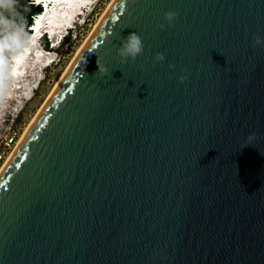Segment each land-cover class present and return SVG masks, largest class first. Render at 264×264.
Returning <instances> with one entry per match:
<instances>
[{"label":"water","instance_id":"1","mask_svg":"<svg viewBox=\"0 0 264 264\" xmlns=\"http://www.w3.org/2000/svg\"><path fill=\"white\" fill-rule=\"evenodd\" d=\"M257 36L264 0H116L0 176V264H264Z\"/></svg>","mask_w":264,"mask_h":264},{"label":"rangeland","instance_id":"2","mask_svg":"<svg viewBox=\"0 0 264 264\" xmlns=\"http://www.w3.org/2000/svg\"><path fill=\"white\" fill-rule=\"evenodd\" d=\"M26 1L27 0H19V3H25ZM96 1L97 3L94 4L91 12L89 13L88 10L85 15H83L80 24L75 25V31H70V34L65 35L63 41L58 47L60 49L62 48V50L59 53L56 52L57 48L51 51L53 54L52 56H56V63L48 65V69H46L42 73L40 78L37 81L31 82V85L34 84V87H29L27 85L26 91L28 92L27 95L23 97L24 104L20 105L16 102L10 108L7 106L10 104L7 103V107H2V111L0 112V151L4 149L3 145L6 137H8L9 139L13 138L15 140V143L10 148L5 150L4 162L14 151L26 128L36 116L37 112L41 109L46 99L56 86L57 82L64 74L65 70L71 63L74 56L77 54L78 50L81 48L82 44L86 41L89 34L93 31L99 18L112 0H95V2ZM11 2L12 0H5L3 6L8 5ZM77 27L79 28L77 29ZM5 31L6 30L0 25V33ZM42 44L47 46L44 40L42 41ZM31 67L35 66L31 65ZM41 67H43V65H41ZM34 71L36 72V69H34ZM22 86L26 85L22 84ZM17 90H20V88ZM14 95L15 94L11 93L8 94L6 97L10 99H8L7 101H12V99L16 97ZM20 96L22 98L23 94ZM25 97L28 99H26ZM17 104H19V108L16 107ZM6 112L8 113V115H6ZM4 162L0 164V168L3 166Z\"/></svg>","mask_w":264,"mask_h":264},{"label":"bare ground","instance_id":"3","mask_svg":"<svg viewBox=\"0 0 264 264\" xmlns=\"http://www.w3.org/2000/svg\"><path fill=\"white\" fill-rule=\"evenodd\" d=\"M115 1L116 0H112L109 3V5L105 9V11L101 15V17L99 18V20H98L96 26L94 27L93 31L89 34V36L87 37L86 41L82 44L81 48L78 50L77 54L74 56V58L72 59L71 63L69 64V66L65 70L64 74L62 75V77L60 78V80L57 82V84L54 87L53 91L50 93V95L46 99V101L43 104V106L41 107V109L37 112L36 116L33 118V120L30 122V124L26 128L24 134L22 135V137L18 141V143L16 145V148L9 155V157L4 162L3 166L0 168V176L2 175V173L5 170L6 166L8 165V163L10 162V160L13 157L14 153L18 149V147L21 144L22 140L26 136L27 132L29 131V129L31 128V126L33 125V123L35 122V120L37 119V117L39 116V114L41 113V111L43 110V108L45 107V105L47 104V102L49 101V99L51 98V96L53 95V93L55 92V90L57 89V87L59 86V84L61 83V81L63 80V78L65 77V75L67 74V72L69 71V69L72 67V65L75 63V61L77 60V58L80 56V54L82 53V51L84 50V48L86 47V45L89 43V41L91 40V38L93 37V35L97 31L98 27L100 26L101 22L103 21L104 17L106 16V14L110 10V8L113 6V4L115 3ZM42 2H44L43 5H49L50 4V9H45V7L42 6V5H40V4H31V5H33L36 8H40L41 9V13L38 14L39 16H41L43 14V12H45L47 16H51V21H45V18H40L39 21L36 23L37 29H35V31H37L40 28V26H42L43 24L45 25L46 28L49 29V28H51V23H52V26H54V28H56V29L57 28H64L71 21V26L74 29H71V30H69V28L65 29L63 31V35L61 36L62 37L61 38V42L63 41V39H64V37H65L66 34H70V31H75V25L76 24H80V22L82 21L83 15H85V13L88 10H89V13H90L91 12V9L94 6V4L97 3V1L95 2V0H42ZM56 3L59 5V8L58 9L54 5ZM67 6H70L71 7V10H72V8H76L74 10V15L72 13H68V11H66V10H68L67 9ZM79 6H85L86 12L85 13H82L83 12V8L82 7H79ZM77 7H79V8H77ZM53 9L56 10V11H54ZM63 12H65V13H63ZM35 16L32 17V23L28 27V31H29L28 37L31 34L30 27L33 25V21H34L33 18ZM71 18H72V20H71ZM77 19H78V21H77ZM43 38H45L44 39L45 44L48 46L49 44H48L47 38L46 37H43ZM59 38H60V35H56V34L53 35V39H59ZM10 52H11V50H10ZM59 52L60 51H58V53ZM21 53H22V51L18 50L17 55L20 56ZM8 54H7V59H8ZM6 60H4V61H6ZM0 63H2V62H0ZM54 63H56V60H54L51 63L41 62L38 59H36L34 61L32 60L30 62V65L28 66V68H25L26 70L23 73H21L20 76H17L16 79L13 80V82H10L9 84H2V82H3V76L0 75V112L2 111V107H5L7 103L10 104V105H7L10 108L16 102L19 103L20 105H23L24 104L23 97H24V95L26 96L27 95V92H28V91H26L27 85L29 87H32L31 82L37 81L39 79V76H40L39 74L41 73V71H40L41 65H43V68H47L48 65H51V64H54ZM31 65H34L35 67H31ZM4 68H6V67L5 66L4 67H0V69H4ZM7 68H10V67H7ZM34 69H36V72L34 71ZM30 71H32V72H30ZM29 80H31V81H29ZM22 84L23 85H26V86H22ZM22 87H23V89H22ZM19 88H20V90H17ZM21 89H22V92H21ZM28 90H29V88H28ZM10 93L11 94H15L14 96H16V97H14V99H12V101H7L10 98H8L6 96L8 94H10ZM22 94H23V96L21 98L20 95H22ZM6 115H8L7 112H6Z\"/></svg>","mask_w":264,"mask_h":264},{"label":"clouds","instance_id":"4","mask_svg":"<svg viewBox=\"0 0 264 264\" xmlns=\"http://www.w3.org/2000/svg\"><path fill=\"white\" fill-rule=\"evenodd\" d=\"M14 5L5 6V9H12ZM176 18V13L174 12H167L164 14V21L171 25L172 22ZM67 21V20H66ZM4 27L6 30V35L4 39V47L7 49H15L23 51L26 49L28 43H29V37L23 30V20L21 19L20 24H16L14 21L11 23L9 20L5 19L4 21ZM163 27V25H162ZM79 27H77L78 29ZM10 30V31H9ZM254 46H264V37H254L253 40ZM143 43L141 37L136 34L135 32H130L123 40L122 46L120 47L118 51V55L121 57L122 61L127 62L128 60H135L142 52H143ZM62 48H57L56 52L61 51ZM53 57H56L55 55ZM156 62H163L165 57L163 54H157L155 56ZM173 67V66H169ZM99 73H105L107 72V69L103 66L98 65V71ZM183 80V77L181 78Z\"/></svg>","mask_w":264,"mask_h":264},{"label":"trees","instance_id":"5","mask_svg":"<svg viewBox=\"0 0 264 264\" xmlns=\"http://www.w3.org/2000/svg\"><path fill=\"white\" fill-rule=\"evenodd\" d=\"M5 0H0V25L4 27L5 19L9 20L11 23L14 21L16 24L21 23V19L23 20V30L28 35V27L32 23V17L41 13L40 8H36L31 5V1L27 0L25 3H19V0H12V2L5 6L14 5L12 9H5L3 6ZM10 31V30H9ZM6 31L0 33V62H3L7 59V54L11 49H7L4 47V39H5Z\"/></svg>","mask_w":264,"mask_h":264},{"label":"built area","instance_id":"6","mask_svg":"<svg viewBox=\"0 0 264 264\" xmlns=\"http://www.w3.org/2000/svg\"><path fill=\"white\" fill-rule=\"evenodd\" d=\"M14 143H15V140L13 138L11 139H9L8 137L5 138L4 145H3L4 149L0 151V164L4 162L5 150L10 148Z\"/></svg>","mask_w":264,"mask_h":264},{"label":"snow or ice","instance_id":"7","mask_svg":"<svg viewBox=\"0 0 264 264\" xmlns=\"http://www.w3.org/2000/svg\"><path fill=\"white\" fill-rule=\"evenodd\" d=\"M42 2V0H36V3H41ZM47 5H45V7H46Z\"/></svg>","mask_w":264,"mask_h":264}]
</instances>
